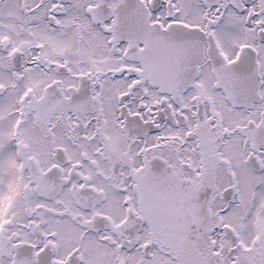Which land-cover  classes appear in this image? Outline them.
<instances>
[{"label":"snow or ice","instance_id":"obj_1","mask_svg":"<svg viewBox=\"0 0 264 264\" xmlns=\"http://www.w3.org/2000/svg\"><path fill=\"white\" fill-rule=\"evenodd\" d=\"M0 264H264V0H0Z\"/></svg>","mask_w":264,"mask_h":264}]
</instances>
